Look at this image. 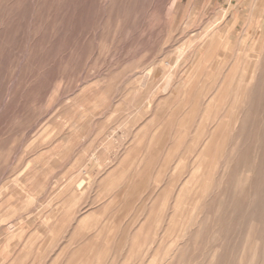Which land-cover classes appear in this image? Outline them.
<instances>
[{"label":"rangeland","instance_id":"rangeland-1","mask_svg":"<svg viewBox=\"0 0 264 264\" xmlns=\"http://www.w3.org/2000/svg\"><path fill=\"white\" fill-rule=\"evenodd\" d=\"M0 264H264V0H0Z\"/></svg>","mask_w":264,"mask_h":264}]
</instances>
